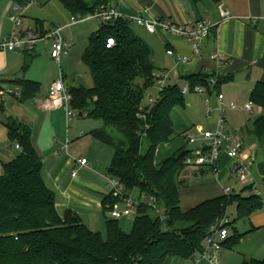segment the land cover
I'll return each instance as SVG.
<instances>
[{
  "label": "trees",
  "instance_id": "obj_1",
  "mask_svg": "<svg viewBox=\"0 0 264 264\" xmlns=\"http://www.w3.org/2000/svg\"><path fill=\"white\" fill-rule=\"evenodd\" d=\"M5 1L25 8L34 0H0V4ZM59 1L73 17H84L119 0ZM109 38L116 41L110 49L106 47ZM153 58V50L134 33L128 20L114 27L101 24L82 57L94 85L70 88L73 109L82 117L102 123L91 135L113 150L108 176L145 199L132 230L127 233L120 220L107 219L105 234L94 232L73 210L60 217L57 196L45 182L43 161L33 145L31 128L5 116L1 120L11 144H19L21 150L12 162L3 164L0 177V264H165L169 258L193 259L203 250L211 228L228 217L231 206L237 207L235 221L250 218L262 209L259 196L240 194L223 195L186 211L181 208L184 182L180 176L192 150L185 146L160 165L155 158L159 145L173 140L171 113L177 107L184 108L186 100L181 87L167 86L155 104L159 107L154 115L143 106L147 91L155 86L158 68ZM211 77L214 75L188 77L191 92L197 86L208 88ZM225 82L218 77L217 89ZM12 83L22 86L23 100L40 90V85L32 81ZM2 91L0 87V94ZM251 101L264 108V83L255 86ZM3 104L0 96L1 114ZM252 135L264 138V117L255 122ZM144 142L148 147L145 153ZM150 200L156 208L149 205ZM111 201L108 196L103 202L107 213ZM233 224L227 226L230 235L223 244L225 249L237 246L242 237ZM245 264H264V260Z\"/></svg>",
  "mask_w": 264,
  "mask_h": 264
},
{
  "label": "crops",
  "instance_id": "obj_2",
  "mask_svg": "<svg viewBox=\"0 0 264 264\" xmlns=\"http://www.w3.org/2000/svg\"><path fill=\"white\" fill-rule=\"evenodd\" d=\"M30 6L16 8L20 12L18 16L22 18L21 27L29 20ZM114 6L128 17L152 16L180 25H194L200 20L217 24L211 36L201 41L200 51L196 54L192 40L162 32L151 34L136 22L129 21L134 33L153 50V60L158 68L155 77L161 72H170L167 86H189L187 78L198 74L226 79L218 90L224 95L225 128L243 139L241 160L250 168L254 184H240L233 173V168L239 165V161L225 157L219 164L218 173L207 167L185 168L191 169L193 174L199 177H212V184L206 191L186 195V201L191 203L199 196L204 198L202 202L219 198L225 195L224 189L228 187L232 188V194H240L243 197L259 196L263 207L250 218L235 221L237 207L235 218H229L234 222L233 229L242 237L237 246L224 250L220 264H245L249 260H264V199L261 195L264 194V138L258 139L252 135L255 122L264 117V108L256 104L252 112L245 108L251 102L255 86L264 83V0H119ZM221 9L228 10L231 18L222 20ZM72 18L71 22L63 27L64 31L84 25V22L72 25ZM6 19L7 17L3 16L0 20V40L9 35V32L4 30ZM27 27L21 30L22 37L30 34V27ZM99 28L98 23V28L92 33L97 32ZM64 37L75 42L71 54L63 60L68 62L65 68L69 70L79 37L71 31ZM168 51L188 57L189 61L179 63L176 56L169 55ZM42 54H36L35 59L31 60V54L28 52L0 51V87L13 92V95L4 98L3 113L0 114V177L4 173L3 164L12 162L20 151L12 146L8 129L1 120L5 116H12L32 130L33 145L43 161L45 182L57 196L56 209L59 216L63 218L68 210H73L90 230L104 234L105 223L110 218L103 202L109 195L106 178L113 152L91 135V132L100 129L102 125L97 124L94 129H89L90 131H85L80 125L71 127L72 118L69 120L64 110L47 111L39 106V102L47 98L50 84L58 80L61 74L69 89L85 87L83 78L72 73L73 69L66 73L62 64L60 74L50 76L48 71L44 70V65L46 62L56 63L52 58L49 60V56ZM19 80L38 83L39 92L23 100L22 86L12 83ZM154 90L158 91L156 86L147 91L145 101L147 96L155 98L152 93ZM190 98L191 103L172 111L171 120L175 136L169 143L159 145L156 165H160L185 146L192 150V153L195 152L197 146L189 145V138L202 140L204 131L216 127L218 114H208L207 106V100L212 106L216 105V94L207 90L204 94L191 93ZM149 103L150 99L143 106L148 107ZM180 109L183 112H180ZM202 122H205V126ZM82 158L88 159V166L78 169V176L73 178L72 174L78 167L75 161ZM102 160L106 162L105 166L103 165L104 172L99 167ZM221 179H227L228 185H222ZM130 193L135 197L139 195L135 190ZM182 204L181 197L183 209ZM165 264L209 263L197 254L193 259L169 258Z\"/></svg>",
  "mask_w": 264,
  "mask_h": 264
},
{
  "label": "built area",
  "instance_id": "obj_3",
  "mask_svg": "<svg viewBox=\"0 0 264 264\" xmlns=\"http://www.w3.org/2000/svg\"><path fill=\"white\" fill-rule=\"evenodd\" d=\"M49 0H34L30 5H41ZM146 13L147 11L144 10ZM220 16L222 20L231 18V13L228 10H220ZM14 30L9 36H6L0 40V51L4 53L8 52H30L34 50V46L37 42L45 40L51 44V58L55 60L59 66L62 61L67 58L74 47L72 40H67L64 35L63 27H56L49 33L44 34L42 37L33 34H27L21 37L17 34V29L22 25L21 16L11 17ZM89 20H95L100 25H108L114 27L117 22L121 20L134 21L139 26L144 27L149 33L156 34L162 32L168 35H176L188 40L194 41V53L198 54L200 51V43L202 40L211 36V33L217 27V24H213L208 20H200L194 25H180L170 21H163L159 18L152 16H137L128 17L123 15L115 6L103 7L96 10L92 14H88L84 17L77 16L72 18V25L86 22ZM116 45L114 38L107 40L106 47L108 49L113 48ZM171 56H176L179 63L188 62V57L174 54L173 51L167 52ZM170 77V72H161L155 78V86L158 92L161 94L167 87V82ZM208 88L205 86H197L193 92H191L189 86L181 88L182 94L187 95L191 93L204 94L207 90L215 93L217 96V102L215 106H212L207 100L208 114L211 112H217L218 120L214 129L206 130L203 132V139L198 140L196 138H189V145L197 146V150L189 156L184 162L185 167L202 168L207 167L212 169L215 173H218V167L223 158H229L239 161V165L233 168L234 176L238 179L242 185H253L254 177L249 167L245 166L241 160L242 151L244 149V141L240 136L228 131L225 128V109H224V95L221 94L218 89V76L211 77L208 81ZM159 94V95H160ZM9 95H13L11 90H3L0 94L1 98H5ZM158 99L150 98L149 109L151 110L156 104ZM73 96L70 93V89L65 85L63 75L60 78L50 84L48 90V96L43 101L39 102V106L43 110H64L69 120L73 118L77 112L72 107ZM254 103L251 101L246 105V110L252 112ZM1 114V107H0ZM143 118H145L143 116ZM16 149L21 150L19 144L15 145ZM78 166L72 177L78 176V169L88 166V159L82 158L75 161ZM107 188L109 195L111 196V203L107 205V211L110 219L122 220L132 219L134 220L139 212V208L142 202L145 200L140 196H133L126 189L124 184L117 178L107 176L106 178ZM225 195L232 194V188L224 189ZM149 205L156 208L154 201H149ZM231 223V220L226 217L218 221L209 231L208 237L205 240L203 250L200 252L202 260L209 264H220L221 256L225 250L223 244L229 238L230 231L227 227Z\"/></svg>",
  "mask_w": 264,
  "mask_h": 264
},
{
  "label": "rangeland",
  "instance_id": "obj_4",
  "mask_svg": "<svg viewBox=\"0 0 264 264\" xmlns=\"http://www.w3.org/2000/svg\"><path fill=\"white\" fill-rule=\"evenodd\" d=\"M87 1L89 3L93 2V0H87ZM12 3H13L12 1H5L0 4V20L2 19L3 16L7 17V19L4 21V30L6 32H9V35H11L14 30L13 24L10 22L11 21L10 18L15 17V16L18 17V14L20 13L19 11L16 10L17 6L16 5L14 6L13 5L14 3L13 4ZM28 11H29L28 13L29 20L28 22H25V26L30 27V30H31V31L29 30L30 34H33L36 36L38 35L39 37H42L44 34L49 33L56 27H66V25L71 22V18H72V15H70V13L64 10L59 0H51L50 3L48 4H41V5L32 4L28 8ZM25 26H22V27L20 26L17 29V34L19 36H21V30L25 29L24 28ZM97 28H98V22L95 20H89V21L84 22V25L82 26H78L70 30L66 29V31H64V35L69 33V31H71L72 33L74 32L76 36L79 37V39L78 41H76L75 51L71 59V62H72V65L70 64L71 68L69 70H66L68 66L67 64L68 62L66 60H65L66 62L62 61L63 62L62 66L64 67V70L66 73H68L71 69H73L71 71L72 73L81 76L83 78V82H84L83 84L85 85L86 88L93 87L94 82H93L92 76L88 68L83 64L82 57H83L85 48L89 44V39L93 34L92 32L95 31ZM33 32H37V34ZM28 53L31 54V56L29 57L31 60L35 59L34 56L36 54H42V53H43L42 55L44 56L46 55L49 56V60H51L50 59L51 58V44L45 40H41L38 43H36V45L34 46V50H31ZM55 63L56 64H49V62H46L44 65V70H47L48 74L52 77L57 73L60 74L59 70L61 66H59V64L56 61ZM138 84H142V81L138 80ZM152 93H154L155 95L154 99L159 98L160 93L157 90H154ZM190 96L191 94L185 95V100L187 104L192 102V98H190ZM150 98L151 97L147 96L146 101H144V103L148 102ZM180 112H183V111L180 109ZM202 123L205 126V122H202ZM97 124L99 126L102 125L101 121H96L93 119H89L87 117H79L78 113L72 118L71 123H70L71 127L73 126L76 127L77 125H80L83 127L85 131H90L89 129H94L93 127H95ZM75 141L77 142V140ZM106 148H109V147H106ZM147 148H148L147 143L144 142L143 148H142L143 153L147 151ZM108 150L113 152L111 148H109ZM101 163L102 164H99V167L104 172L103 165L105 166L104 163L106 162L102 160ZM193 173L194 171L187 168L182 172L180 176V180L184 182V187L181 190V197H182V202H183L182 207H183V210L185 211L186 209L193 208L199 203H201L202 201H204L203 200L204 198L199 196V198H197L196 200L190 203L186 201V195L190 196L192 194H197L201 190L206 191L207 187L210 184H212L211 176L207 175L202 178V177H199V175H196ZM220 183L224 186H227L228 180L221 179ZM261 195H263L262 198L264 199V194H261ZM145 202H148V201H145ZM227 215H228V218H230L231 220L235 218L236 205H233L228 209ZM120 226L125 232L129 233L133 227V220L131 218L122 219L120 220Z\"/></svg>",
  "mask_w": 264,
  "mask_h": 264
},
{
  "label": "water",
  "instance_id": "obj_5",
  "mask_svg": "<svg viewBox=\"0 0 264 264\" xmlns=\"http://www.w3.org/2000/svg\"><path fill=\"white\" fill-rule=\"evenodd\" d=\"M158 107H159V104L155 105V106L151 109L150 114H151V115H154V114L156 113ZM80 116H82V114H80Z\"/></svg>",
  "mask_w": 264,
  "mask_h": 264
}]
</instances>
